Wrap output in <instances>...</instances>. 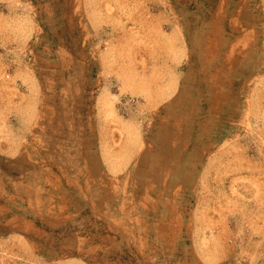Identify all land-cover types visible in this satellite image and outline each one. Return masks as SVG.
<instances>
[{
    "label": "rangeland",
    "instance_id": "1",
    "mask_svg": "<svg viewBox=\"0 0 264 264\" xmlns=\"http://www.w3.org/2000/svg\"><path fill=\"white\" fill-rule=\"evenodd\" d=\"M0 264H264V0H0Z\"/></svg>",
    "mask_w": 264,
    "mask_h": 264
}]
</instances>
